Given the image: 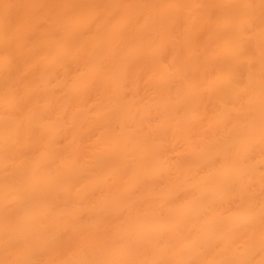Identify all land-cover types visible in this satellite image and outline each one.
<instances>
[{"label":"bare ground","instance_id":"1","mask_svg":"<svg viewBox=\"0 0 264 264\" xmlns=\"http://www.w3.org/2000/svg\"><path fill=\"white\" fill-rule=\"evenodd\" d=\"M0 264H264V0H0Z\"/></svg>","mask_w":264,"mask_h":264}]
</instances>
